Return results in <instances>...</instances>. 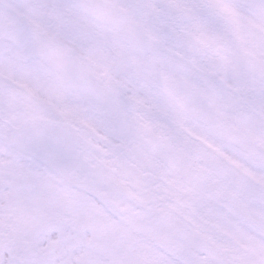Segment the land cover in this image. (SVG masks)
I'll return each mask as SVG.
<instances>
[{
	"label": "snow or ice",
	"instance_id": "1",
	"mask_svg": "<svg viewBox=\"0 0 264 264\" xmlns=\"http://www.w3.org/2000/svg\"><path fill=\"white\" fill-rule=\"evenodd\" d=\"M0 264H264V0H0Z\"/></svg>",
	"mask_w": 264,
	"mask_h": 264
}]
</instances>
